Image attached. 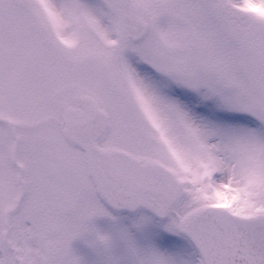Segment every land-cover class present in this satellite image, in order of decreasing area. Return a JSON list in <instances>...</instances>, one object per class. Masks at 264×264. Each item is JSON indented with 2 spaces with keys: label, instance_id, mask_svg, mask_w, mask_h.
Segmentation results:
<instances>
[{
  "label": "snow or ice",
  "instance_id": "snow-or-ice-1",
  "mask_svg": "<svg viewBox=\"0 0 264 264\" xmlns=\"http://www.w3.org/2000/svg\"><path fill=\"white\" fill-rule=\"evenodd\" d=\"M138 205L264 264V0H0V264H80Z\"/></svg>",
  "mask_w": 264,
  "mask_h": 264
},
{
  "label": "rangeland",
  "instance_id": "rangeland-1",
  "mask_svg": "<svg viewBox=\"0 0 264 264\" xmlns=\"http://www.w3.org/2000/svg\"><path fill=\"white\" fill-rule=\"evenodd\" d=\"M108 212L117 218L116 222L114 223L109 217H96L93 223L98 228L114 233L117 227L126 228L141 252L157 250L172 257L176 264H198V255L192 253L188 241L165 228L168 218L157 219L146 211L114 212L108 208ZM141 218H147L148 223L143 228H137L135 223ZM71 247L81 264H109V257L90 247L83 238L78 237L73 240ZM110 256L115 264H131L127 244L119 236H116Z\"/></svg>",
  "mask_w": 264,
  "mask_h": 264
},
{
  "label": "clouds",
  "instance_id": "clouds-1",
  "mask_svg": "<svg viewBox=\"0 0 264 264\" xmlns=\"http://www.w3.org/2000/svg\"><path fill=\"white\" fill-rule=\"evenodd\" d=\"M96 217H109L114 223L117 219L116 217L111 216L109 212L107 214L93 216L87 222V225L80 233L79 238L85 239L90 247L107 255L109 257V264H115V262L111 260L110 253L114 246L116 236H119V238L124 240L127 244L128 254L132 260V264H150V257L147 252H141L137 249L126 228L117 227L115 233L100 229L93 223V220ZM147 223V218H141L136 221L135 226L137 228H143Z\"/></svg>",
  "mask_w": 264,
  "mask_h": 264
},
{
  "label": "water",
  "instance_id": "water-1",
  "mask_svg": "<svg viewBox=\"0 0 264 264\" xmlns=\"http://www.w3.org/2000/svg\"><path fill=\"white\" fill-rule=\"evenodd\" d=\"M137 208H146V209L150 210L151 212H153L155 215L159 216V215H158L157 213H155L151 208H149V207H147V206H145V205H138V206L135 207V208L123 207V208H117V209L135 210V209H137ZM159 217H161V216H159Z\"/></svg>",
  "mask_w": 264,
  "mask_h": 264
}]
</instances>
